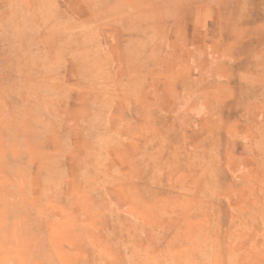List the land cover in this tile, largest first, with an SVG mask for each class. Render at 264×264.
<instances>
[{
	"label": "crops",
	"instance_id": "0c3cea01",
	"mask_svg": "<svg viewBox=\"0 0 264 264\" xmlns=\"http://www.w3.org/2000/svg\"><path fill=\"white\" fill-rule=\"evenodd\" d=\"M261 1L0 0V264H254Z\"/></svg>",
	"mask_w": 264,
	"mask_h": 264
},
{
	"label": "rangeland",
	"instance_id": "374dc122",
	"mask_svg": "<svg viewBox=\"0 0 264 264\" xmlns=\"http://www.w3.org/2000/svg\"><path fill=\"white\" fill-rule=\"evenodd\" d=\"M242 2V4L246 7H249V5H251L252 7L255 6L252 1ZM261 3H264V0L261 1ZM232 6L233 5L231 4L230 7ZM249 16L247 17V20L249 18L250 19L246 21V23H252L255 20L256 23L259 21L264 24V15ZM262 50L264 52V45L262 46ZM151 55L152 54L150 53V56ZM258 150V158L252 161L253 167H255L253 170L247 172L245 178H251L253 186L255 187L254 198L255 203H257V207H255L253 214L259 216L261 221L259 223H250L245 225L247 251L249 250V248H254V251L256 252V255H247L246 259L253 260L254 264H264V144L260 145Z\"/></svg>",
	"mask_w": 264,
	"mask_h": 264
}]
</instances>
